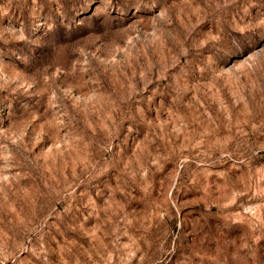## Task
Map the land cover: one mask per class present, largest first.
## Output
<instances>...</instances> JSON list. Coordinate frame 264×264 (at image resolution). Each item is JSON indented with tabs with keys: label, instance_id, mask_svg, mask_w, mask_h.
I'll list each match as a JSON object with an SVG mask.
<instances>
[{
	"label": "rangeland",
	"instance_id": "rangeland-1",
	"mask_svg": "<svg viewBox=\"0 0 264 264\" xmlns=\"http://www.w3.org/2000/svg\"><path fill=\"white\" fill-rule=\"evenodd\" d=\"M0 264H264V0H0Z\"/></svg>",
	"mask_w": 264,
	"mask_h": 264
}]
</instances>
